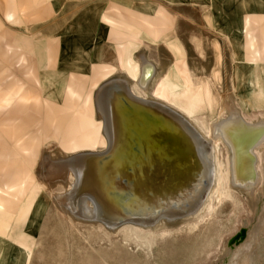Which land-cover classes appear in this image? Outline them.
<instances>
[{
    "label": "rangeland",
    "instance_id": "1",
    "mask_svg": "<svg viewBox=\"0 0 264 264\" xmlns=\"http://www.w3.org/2000/svg\"><path fill=\"white\" fill-rule=\"evenodd\" d=\"M25 1L0 0V264H264V149L250 192L230 186L219 144L213 191L192 216L156 230L108 232L73 219L57 203L67 184L44 174L53 162L105 148L94 98L105 80H136L137 65L129 72L119 66L124 46H133V63L141 54L155 63L151 94L181 108L204 134L226 117L224 94L246 122L264 119V0H103L124 3L130 14L143 8L138 20L130 17L129 32L144 29L145 40L99 43L90 58L77 56L90 47L85 42L61 52L59 37L74 30L73 7L60 17L48 11L50 20L38 25L43 3L31 13ZM48 37L51 66L63 60L67 70L40 77L29 54Z\"/></svg>",
    "mask_w": 264,
    "mask_h": 264
},
{
    "label": "bare ground",
    "instance_id": "2",
    "mask_svg": "<svg viewBox=\"0 0 264 264\" xmlns=\"http://www.w3.org/2000/svg\"><path fill=\"white\" fill-rule=\"evenodd\" d=\"M154 68L145 57L136 80L116 78L97 89L94 109L103 150L58 158L57 163L47 160L45 176L67 184L68 193L57 196V203L73 219L108 232L126 226L156 230L179 222L215 188L219 144L227 150L230 186L253 191L257 152L264 149V119L246 122L233 98L224 94L226 117L212 121L204 134L181 108L151 94L158 76Z\"/></svg>",
    "mask_w": 264,
    "mask_h": 264
},
{
    "label": "crops",
    "instance_id": "3",
    "mask_svg": "<svg viewBox=\"0 0 264 264\" xmlns=\"http://www.w3.org/2000/svg\"><path fill=\"white\" fill-rule=\"evenodd\" d=\"M41 2L43 3V7H40L39 9L41 11V14L40 13L36 14L38 15V18H37L38 22H36V24L38 25H43L44 22H48V20H50V17H51V16L49 17L50 10L53 11L54 16L57 15L59 17L61 13L63 12V9H66L68 6L69 8L73 7L74 10L77 11L78 13V14H75V16H73V19H72L74 21L73 26H74L75 31L73 30L72 34L70 33L64 36L61 35L59 37L58 43H60V49H62L61 51L62 53L65 52L66 48L71 47L67 45L71 41L75 43L79 42V44H83V42L87 44H91L88 49L85 48V49L79 50L81 54L77 55L80 58H90L91 55H89L87 51H90V54H93L92 51L95 50L96 46L99 43L105 42L107 44H113L116 42L117 44H121L122 42L131 41L130 37L134 38L135 39L134 41L137 43H140V41L143 42L145 40L144 39L145 38L144 29H141V30L138 29L137 32L135 31L129 32V26L131 25L135 26L134 22L130 23L131 21L130 17L132 16V20L134 21H135V18H137L138 20L140 17L139 15L144 14V12H142L143 8L133 9L132 14H130V10H131L130 7H128L124 3L115 2V1L105 3L103 0H87V1H84V0H29V2H27L26 0L24 3L25 5H29L28 6L29 12L32 13L35 8L34 5L37 4L39 6V3ZM50 4L52 6H50ZM110 4L113 7L110 8ZM137 4H139L138 6L141 7L139 2ZM10 7H11L10 9H13L14 11L15 8H13L11 5ZM0 9L2 11L6 10L4 5L0 6ZM110 10L116 11L117 14L110 13L109 12ZM10 11L12 10H9L8 15L12 17L14 14ZM12 19L5 18V21H11ZM93 27H95V30L93 29ZM33 38L34 36L31 37V39ZM47 41L48 43L46 42L44 44L34 41L36 42V45L35 47H32L31 54H29L30 56H32L31 58L36 59V62H37L36 69L40 70L42 73L40 74V77L42 76L45 77L49 75V73L46 72L48 70H67L64 65L65 62L62 59H61L62 62L56 67L51 66L49 54L47 51L51 50L52 48V40L48 37ZM34 42L32 43L34 44ZM79 46L82 48L81 45ZM100 49H102V47ZM104 49L105 51L106 50L108 51L107 55H111L112 56L111 58L114 57V53L111 52L109 48L108 49L104 48ZM132 49H133V46L131 45L124 46L122 47V50L117 53L120 68L128 72L129 70H135L136 65L138 66V70H141L143 61L146 57L145 54H141V56L139 57V62L141 63L140 64L139 62L137 64L133 63V60L131 59ZM74 50L76 49L74 48ZM126 53H129V56L128 55L126 56ZM96 58H98V55ZM149 61L153 63L155 67L154 70H157L155 63L151 60ZM60 74H57V75H60ZM52 75L54 76L53 73H51V76ZM116 78H124V77H114V78H111L105 81L113 82ZM127 79H130V78H127ZM44 80H45L44 78L40 79V82L42 85L45 83ZM22 98L25 99V97H22ZM263 99H264V95H263Z\"/></svg>",
    "mask_w": 264,
    "mask_h": 264
},
{
    "label": "water",
    "instance_id": "4",
    "mask_svg": "<svg viewBox=\"0 0 264 264\" xmlns=\"http://www.w3.org/2000/svg\"><path fill=\"white\" fill-rule=\"evenodd\" d=\"M139 158H140V156L138 155V156H136L135 157V159H134V162H136V159H138L139 160ZM135 164V163H134Z\"/></svg>",
    "mask_w": 264,
    "mask_h": 264
}]
</instances>
